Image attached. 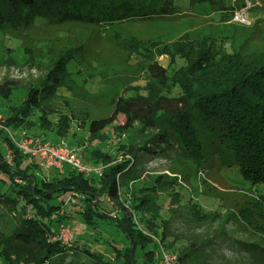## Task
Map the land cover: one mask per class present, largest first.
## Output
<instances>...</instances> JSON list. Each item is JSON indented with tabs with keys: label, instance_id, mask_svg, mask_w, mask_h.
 Instances as JSON below:
<instances>
[{
	"label": "trees",
	"instance_id": "1",
	"mask_svg": "<svg viewBox=\"0 0 264 264\" xmlns=\"http://www.w3.org/2000/svg\"><path fill=\"white\" fill-rule=\"evenodd\" d=\"M164 2L0 0V29L19 31L37 20L53 26L80 24L103 30L126 23H150L166 18ZM171 45L172 50L159 51L167 65L152 61L147 68L151 81L133 87L138 93L127 90L117 101L114 116L106 120L90 121L82 116L75 123L73 116L55 108L54 100L65 87L64 73L81 77L69 71L72 53L65 54L61 71L60 65H55L43 80L24 90L25 94L17 87L0 86V100L10 108L6 114L0 113L3 128H24V138L52 144L66 140L70 148L78 150L84 164L102 167L100 177L69 167L63 172L46 170L38 157L23 154L6 129H0V264H66L67 259H71L69 264H75L73 259L84 264H164L163 252L176 254V264H200L203 248L215 247L217 237L225 238L226 247L234 254L241 249L238 255L246 259L243 264H264V243L230 241L225 231L222 237L215 233L191 241L171 234L163 210L166 205L169 210L177 209L175 199L182 205V194L176 188L170 194V188L146 184L135 171L148 157L159 156L190 161L202 169L226 148L245 181L264 185V52L246 58L231 46L216 50L187 36ZM151 46L156 49L157 43ZM135 56L144 53L135 52ZM154 80L173 82L176 90L170 100L177 101L176 107L155 104L159 100L151 102ZM139 102L145 108H135ZM116 115L126 117V124H118ZM52 117L58 121L53 122ZM142 126L154 132L130 142L125 133ZM205 128H212L210 134ZM186 205L191 214H201L199 204ZM201 215L209 225L219 217L215 213ZM75 223L98 238L111 226L125 242L122 247L115 244L108 259L91 248L83 232L69 244L63 243L58 237L60 227L72 228Z\"/></svg>",
	"mask_w": 264,
	"mask_h": 264
},
{
	"label": "rangeland",
	"instance_id": "2",
	"mask_svg": "<svg viewBox=\"0 0 264 264\" xmlns=\"http://www.w3.org/2000/svg\"><path fill=\"white\" fill-rule=\"evenodd\" d=\"M164 5L168 15L161 21L126 23L106 30L80 24L53 26L40 20L19 31L0 29V86L17 87L25 94L24 90L43 80L55 65H60L58 71H61L65 54L72 53L69 71L80 73L81 77L64 73L65 87L54 100L55 108L61 114L73 116L75 123L82 116H87L90 121L106 120L114 116L117 101L127 90L138 93L133 87L145 86L150 80L147 68L152 61L167 65V58H160L162 53L159 51L162 52L164 48L172 50V42L181 36L204 41L216 50L231 46L246 58L264 52V0H165ZM243 6L248 10L247 19L250 23L247 25H240L231 17L234 11ZM137 42L142 47L137 48ZM151 43H157V48L154 49ZM135 52H143L144 56L137 57ZM152 83L155 91L150 90L151 102L159 100L155 104L163 102L161 104L168 108L177 106V101L170 100L176 90L171 80H154ZM135 108H145V104L139 102ZM9 109L0 100V113L4 115ZM51 120L57 122L58 117H52ZM116 120L121 126L127 122L123 115H116ZM144 128L134 127L125 134L130 142H138L142 134L154 132L151 128ZM205 129L210 134L212 128ZM8 130L16 140H24L23 135L27 134L24 128L19 131ZM48 139L54 141L52 137ZM110 142H114V139ZM135 171L144 178L146 184L170 188V194L176 188L182 194V205L175 199L177 209L169 210L166 205L163 210L166 220H170L171 234L191 241L205 239L215 233L222 237L225 231L230 241L264 243V185L253 186L245 181L226 148L202 169L190 161L159 156L148 157L141 166H136ZM3 178L8 176L3 174ZM152 178H155L154 181ZM190 202L201 206V214L215 213L219 217L214 218L215 223L209 225L203 217L200 218L204 215L196 217L188 212L186 204ZM75 224L72 227L74 238L83 232L91 248L105 259L111 257L115 244L122 247L125 242L124 236L111 226L104 231L102 238H98L90 230ZM217 238L213 240L217 244L215 247L203 248L200 264L246 262L244 257L238 255L241 251L239 247L234 254L226 247L228 243L223 240L225 238ZM160 245L158 250L162 253ZM139 253L142 254V251ZM70 261L67 259L66 264ZM73 262L85 263L74 259Z\"/></svg>",
	"mask_w": 264,
	"mask_h": 264
},
{
	"label": "built area",
	"instance_id": "3",
	"mask_svg": "<svg viewBox=\"0 0 264 264\" xmlns=\"http://www.w3.org/2000/svg\"><path fill=\"white\" fill-rule=\"evenodd\" d=\"M248 10L246 7H242L240 10L235 11L233 15V21L240 25L249 24L247 19ZM3 119L0 116V129L3 128ZM6 129V128H3ZM9 133L15 146L26 155L32 157H38L41 160V165L44 169H56L59 172H63L66 167L75 169L86 176H102V170L92 167L89 164H84L79 157L77 149L70 148L68 143L64 140L59 141L56 144H52L49 141L33 140L30 138H24V140H16L14 135L6 129ZM25 136V133L24 135ZM7 160L11 162V153L8 152ZM74 229L61 226L58 232V237L65 244H69L74 237ZM164 264H176L177 257L175 254H168L163 252Z\"/></svg>",
	"mask_w": 264,
	"mask_h": 264
}]
</instances>
